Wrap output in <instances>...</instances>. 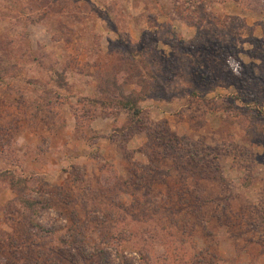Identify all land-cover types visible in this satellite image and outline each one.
Instances as JSON below:
<instances>
[{
    "label": "rangeland",
    "instance_id": "1",
    "mask_svg": "<svg viewBox=\"0 0 264 264\" xmlns=\"http://www.w3.org/2000/svg\"><path fill=\"white\" fill-rule=\"evenodd\" d=\"M0 264H264V0H0Z\"/></svg>",
    "mask_w": 264,
    "mask_h": 264
},
{
    "label": "trees",
    "instance_id": "2",
    "mask_svg": "<svg viewBox=\"0 0 264 264\" xmlns=\"http://www.w3.org/2000/svg\"><path fill=\"white\" fill-rule=\"evenodd\" d=\"M121 105L125 108H129L130 111H132L134 114H139L140 113V108L138 106V104L133 101V100H124L123 102H121ZM30 202V201H28ZM36 226L40 227L42 229V227L38 224L35 223Z\"/></svg>",
    "mask_w": 264,
    "mask_h": 264
}]
</instances>
